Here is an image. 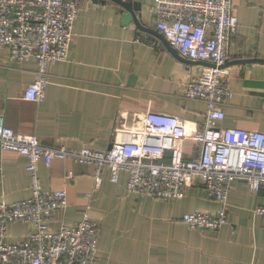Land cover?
<instances>
[{
  "label": "crops",
  "instance_id": "crops-1",
  "mask_svg": "<svg viewBox=\"0 0 264 264\" xmlns=\"http://www.w3.org/2000/svg\"><path fill=\"white\" fill-rule=\"evenodd\" d=\"M139 2L134 11L143 26L124 22L131 14L113 0H77L79 16L67 60L49 66L48 84L39 102L22 98L34 81L37 62L17 60L0 49V114L15 132L34 134L48 146L80 149L111 147L120 119L129 130L145 112H165L185 123L183 149H195L196 132L204 122L206 104L185 97L189 76L211 68L208 62L184 58L157 34L152 8L155 0ZM238 33L230 44L226 67L231 75L223 126L264 132V0H233ZM243 60H254L245 61ZM118 135L127 140L128 134ZM170 152L163 151L161 160ZM28 158L0 152V202L30 197ZM45 190L64 189L68 205L53 212L51 226L96 220L101 228L98 264H264V187L250 190L234 180L229 193L228 223L219 230L194 229L184 214L218 211L221 204L196 180L185 196L158 200L132 194L128 174L113 182L106 171L97 185L95 168L72 160L40 161ZM30 227L9 225L7 240H22Z\"/></svg>",
  "mask_w": 264,
  "mask_h": 264
},
{
  "label": "built area",
  "instance_id": "built-area-1",
  "mask_svg": "<svg viewBox=\"0 0 264 264\" xmlns=\"http://www.w3.org/2000/svg\"><path fill=\"white\" fill-rule=\"evenodd\" d=\"M152 14L156 30L180 56L214 65L189 76L185 87L186 98L206 104L194 152L188 154L183 149L184 120L165 112L142 113L131 130L120 119L111 147L104 150L45 145L34 134L15 132L0 114V152L12 151L28 158L32 186L30 197L0 202V264H98L101 228L96 220L85 217L57 229L51 226L53 212L67 207L68 193L43 188L40 161L72 160L91 165L97 185L106 171L113 182L126 172L130 193L158 200L181 198L200 180L221 208L184 214L182 220L194 229L219 230L228 223L234 180H245L253 192L264 187V132L221 124L230 93L231 72L226 65L239 25L233 0H155ZM78 16L77 0H0V49L17 60L37 62L35 79L25 88L24 100L39 102L44 98L49 66L69 57ZM124 132L128 139H118L117 134ZM163 151L170 152L168 159L161 160ZM255 213L264 217V205ZM13 222L30 227L16 243L7 240Z\"/></svg>",
  "mask_w": 264,
  "mask_h": 264
},
{
  "label": "water",
  "instance_id": "water-1",
  "mask_svg": "<svg viewBox=\"0 0 264 264\" xmlns=\"http://www.w3.org/2000/svg\"><path fill=\"white\" fill-rule=\"evenodd\" d=\"M94 2H98L99 0H93ZM117 3H119L120 5L124 6L127 10H129V12L131 14H126L124 16V22L125 23H129L131 21H134L135 24L137 25V27H139L141 30H145V31H151V29H149L148 27L143 26V24L141 23L140 19L135 15L134 11H142V6L139 2H131L130 0H113ZM155 27V25H154ZM157 34H159L162 38H164L166 40V38L163 36V34H161L159 31H157ZM167 44L168 41L166 40ZM174 49V48H173ZM175 52H177L176 49H174ZM178 53V52H177ZM245 61H254V60H243V62ZM255 61H262L264 62V60H255ZM211 66H214L213 64L209 63Z\"/></svg>",
  "mask_w": 264,
  "mask_h": 264
}]
</instances>
